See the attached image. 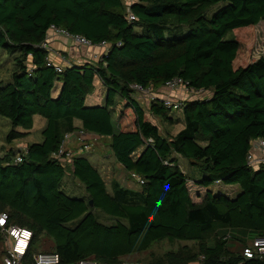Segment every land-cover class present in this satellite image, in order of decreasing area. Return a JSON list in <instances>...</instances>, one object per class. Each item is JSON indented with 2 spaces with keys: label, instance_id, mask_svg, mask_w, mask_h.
<instances>
[{
  "label": "trees",
  "instance_id": "trees-1",
  "mask_svg": "<svg viewBox=\"0 0 264 264\" xmlns=\"http://www.w3.org/2000/svg\"><path fill=\"white\" fill-rule=\"evenodd\" d=\"M129 10L130 21L122 0H0V48L12 60L9 78L0 79L4 141L28 135L33 116L44 120L40 140L0 153V210L32 232L22 264H33L41 237L50 244L41 251L56 252L61 264L88 257L118 264L162 240L195 248L150 252L145 264H264V255L241 253L264 236V164L245 159L251 140L264 141V56L241 63L245 40L264 21V0H133ZM50 24L108 49L56 72L40 47ZM175 76L210 95L183 101L180 117L132 97V83L156 90ZM94 80L102 97L87 105ZM148 115L182 127L161 132ZM76 129L106 138L112 159L142 179L138 190L115 179L106 186L84 153L69 163L53 158L63 134ZM178 158L196 174L188 178ZM66 173L83 195L64 192ZM188 179L203 189L198 201ZM215 182L237 192L211 191Z\"/></svg>",
  "mask_w": 264,
  "mask_h": 264
},
{
  "label": "built area",
  "instance_id": "built-area-1",
  "mask_svg": "<svg viewBox=\"0 0 264 264\" xmlns=\"http://www.w3.org/2000/svg\"><path fill=\"white\" fill-rule=\"evenodd\" d=\"M132 1L133 0H122L128 21L134 19V16L129 10V5ZM49 32L64 37L76 47L98 49V52L93 55L95 59L104 55L108 49V44L105 41L94 44L82 35L70 33L61 27L50 24L45 32L44 39L40 43V47L44 48L47 53L50 51L47 45ZM46 64L52 65L56 72H60L63 68L62 65L52 64L47 57ZM129 87L133 92H138L143 95L147 103L155 101L161 103V105L166 108L177 111L181 110L183 101L185 100L208 97L207 95L205 97L202 96L205 90L195 89L189 86L185 80L178 76L166 80L163 85L156 90H152L150 87H143L138 83H132ZM160 91H164L165 94H161ZM94 137L95 136L84 132L82 129L67 132L63 134L58 149L52 154V157L60 160L62 163H69L74 156L81 155L89 149L90 143L88 141L94 139ZM23 151L24 150H22V152ZM20 159V154H17L13 162H19ZM245 159L246 163L253 168L258 166V164H264V141L262 139H253L249 142V148ZM130 175L136 178L138 184L142 183V179L135 173L130 172ZM31 238L32 232L30 229L11 223L8 213L5 210H0V264H22L23 257L30 248ZM241 253L245 257L253 256L254 253H257L259 256L264 255V236L254 237L248 247L242 248ZM31 259L33 264H61L58 254L54 251H33L31 252ZM74 264L103 263L88 257L79 259ZM118 264L141 263L139 261H121Z\"/></svg>",
  "mask_w": 264,
  "mask_h": 264
},
{
  "label": "rangeland",
  "instance_id": "rangeland-1",
  "mask_svg": "<svg viewBox=\"0 0 264 264\" xmlns=\"http://www.w3.org/2000/svg\"><path fill=\"white\" fill-rule=\"evenodd\" d=\"M245 52L243 57L241 58V63H245L247 61H252L259 56H264V21H259L256 23L251 31V34L247 40H245ZM12 60L10 59V56L6 54L3 50L0 48V79L1 80H7L10 75V71L12 69L11 65ZM99 87V88H97ZM94 91L96 93V97L100 101L101 99L99 96H102L103 90L99 86V84L95 83ZM210 95L209 90H205L202 94L203 97ZM206 98V97H205ZM121 103H118L116 105V112L119 109ZM145 107V106H144ZM172 113L176 114L177 116H180V113L177 110H172ZM116 114V113H115ZM150 118V121H152L154 124H158L160 126L159 130L161 132L168 131L170 134H174L177 130H179L182 126V123L175 122L174 124L168 125L164 124L158 120L153 119L150 115H148ZM44 123V120L39 115H35L33 117V125L31 128V131L27 137H25L23 140L26 142H34L40 140V129ZM164 124V125H163ZM9 128L8 120L4 117L0 116V149L2 145H6L7 143L4 141V136L6 131ZM90 143L89 149L84 153V155L89 159L90 163L94 165L99 171L100 174L106 184L108 186L109 180L115 179L118 184L121 187L132 189V190H138V183L135 177H132L130 173L125 172V170L117 165L115 161L112 159V157L109 155V149H108V140L106 138H95L90 139L88 141ZM11 145H13L11 143ZM19 147V146H18ZM4 148V147H3ZM3 150V149H2ZM178 165L182 172L190 178L192 174H196V171H191L192 166L186 161L181 158H178ZM187 186L189 188L190 196L193 200L198 201L199 198L196 195H202L203 189L200 187H196L193 185L192 181L188 179ZM62 189L64 192L68 195L72 196H81L84 194L82 185L74 179L69 173H66L63 177L62 181ZM209 189L211 191H220L227 196L231 197L237 192V187L234 185H223L219 182H215L212 185L209 186ZM198 191V192H197ZM99 221L103 223H110L112 222V219L106 218L103 215H98ZM251 242V241H250ZM249 242V244H250ZM187 244L192 249L195 248V242L192 241H185V242H179V241H172L168 242L166 240H162L159 242H153L149 246V248L143 252L132 254L131 256H123L121 258L122 261H140L141 264L147 261V256L150 252H152L154 255H161L162 253L168 251V250H176L177 247L180 245ZM36 250H40L44 248H50L49 242H47L46 238L41 237L39 242H37V245L35 246ZM199 259V258H198ZM193 264H199V261H196Z\"/></svg>",
  "mask_w": 264,
  "mask_h": 264
},
{
  "label": "crops",
  "instance_id": "crops-1",
  "mask_svg": "<svg viewBox=\"0 0 264 264\" xmlns=\"http://www.w3.org/2000/svg\"><path fill=\"white\" fill-rule=\"evenodd\" d=\"M48 36L49 37L47 40V45L50 48V51L47 53V58L49 61H51L52 64H58V65L66 66V65H70V64H80L83 62L85 63V62L95 60L93 55L98 52V49L76 47L69 40L65 39L64 37L55 35L51 32H49ZM94 83L99 84V82L97 80H94ZM99 86L102 88V86L100 84H99ZM97 88H99V87H97ZM94 90L89 95H87L85 98V103L87 105L100 102L98 100V98L96 97V93ZM102 90H103V88H102ZM160 92H161V94H165L164 91H160ZM101 97L99 96L100 99H101ZM132 97L135 98L136 100H138V103L140 105H143V106L147 105V100L140 93L133 92ZM176 115H177V113H176ZM178 117H180V116H178ZM178 123L181 124V122H178ZM74 124L79 125V122L77 120H75ZM164 124H166V123H164ZM25 137H27V136H24L23 138H20L17 140H13L9 144L2 145V147L0 149V153L2 152V149L5 150L9 147L24 150L25 146L28 143H30V142H26L23 140ZM11 143L13 145H11ZM117 165H118V163H117ZM118 166L121 167L120 165H118Z\"/></svg>",
  "mask_w": 264,
  "mask_h": 264
},
{
  "label": "water",
  "instance_id": "water-1",
  "mask_svg": "<svg viewBox=\"0 0 264 264\" xmlns=\"http://www.w3.org/2000/svg\"><path fill=\"white\" fill-rule=\"evenodd\" d=\"M88 203H89V205H90V204H91V201H89Z\"/></svg>",
  "mask_w": 264,
  "mask_h": 264
}]
</instances>
